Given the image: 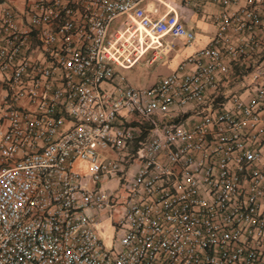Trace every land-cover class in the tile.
<instances>
[{"label":"built area","instance_id":"built-area-1","mask_svg":"<svg viewBox=\"0 0 264 264\" xmlns=\"http://www.w3.org/2000/svg\"><path fill=\"white\" fill-rule=\"evenodd\" d=\"M145 1L0 4V264H264V0H186L221 8L213 36L133 86L194 38L183 4Z\"/></svg>","mask_w":264,"mask_h":264},{"label":"crops","instance_id":"crops-1","mask_svg":"<svg viewBox=\"0 0 264 264\" xmlns=\"http://www.w3.org/2000/svg\"><path fill=\"white\" fill-rule=\"evenodd\" d=\"M185 1H178V4H183V7L179 11V18L185 27L193 31V40L190 43H184L178 38H163L162 45L154 59L151 58V52L147 51L131 67L121 70L129 84L133 86L150 85L158 76L172 71L183 58L206 45L213 36L216 27L212 17L214 14L219 13L221 8L208 3L199 4L198 6H194L193 4L188 5ZM3 2L10 4L18 11L23 9L24 0H0V4ZM153 4L152 1L147 0L144 2L143 7L148 12ZM159 10L162 11V7H159ZM259 32L264 40V5L261 8V26ZM232 78H228V83L226 84L229 89L235 88L234 82L236 78ZM124 119L132 123L133 120H136V117L128 115ZM104 185L111 187L114 185V180L111 179L109 182L104 183ZM103 216L104 214H100V218Z\"/></svg>","mask_w":264,"mask_h":264},{"label":"rangeland","instance_id":"rangeland-1","mask_svg":"<svg viewBox=\"0 0 264 264\" xmlns=\"http://www.w3.org/2000/svg\"><path fill=\"white\" fill-rule=\"evenodd\" d=\"M171 2L178 4L179 0H170ZM127 72V71H126ZM128 73V72H127ZM130 73V72H129ZM131 116V115H129ZM138 122L137 120H133V122ZM109 155V154H108ZM78 166L80 167L79 170H84L86 167V163L84 161L79 162ZM119 195L124 194L121 190L117 191ZM122 201V199H121ZM120 217V208L118 209L113 208L108 216H103L95 225V231L97 232V236L100 238L102 244L105 247H110L114 237L117 234V230L114 227V224L118 221Z\"/></svg>","mask_w":264,"mask_h":264},{"label":"trees","instance_id":"trees-1","mask_svg":"<svg viewBox=\"0 0 264 264\" xmlns=\"http://www.w3.org/2000/svg\"><path fill=\"white\" fill-rule=\"evenodd\" d=\"M263 44H264V40H263ZM130 124L135 125L136 123H135V122H132V123H130Z\"/></svg>","mask_w":264,"mask_h":264}]
</instances>
